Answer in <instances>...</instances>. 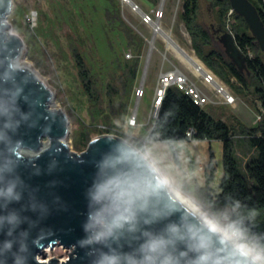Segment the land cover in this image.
Segmentation results:
<instances>
[{
  "label": "water",
  "instance_id": "obj_1",
  "mask_svg": "<svg viewBox=\"0 0 264 264\" xmlns=\"http://www.w3.org/2000/svg\"><path fill=\"white\" fill-rule=\"evenodd\" d=\"M264 52V25L249 0H229ZM0 0V264H246L235 247L168 192L146 156L125 139L102 135L86 150H68L66 116L50 108L49 90L30 71L14 68L21 40L9 32ZM227 52V43L221 41ZM50 141L42 149L43 140ZM23 150L34 154L25 156ZM41 150V151H40ZM130 218L98 237L90 216L113 200L94 195L110 180ZM118 212H112L109 220ZM203 238L206 247H200ZM158 243L153 251L149 245ZM70 248L64 260H41L45 248ZM207 256L206 261L201 257Z\"/></svg>",
  "mask_w": 264,
  "mask_h": 264
},
{
  "label": "rangeland",
  "instance_id": "obj_2",
  "mask_svg": "<svg viewBox=\"0 0 264 264\" xmlns=\"http://www.w3.org/2000/svg\"><path fill=\"white\" fill-rule=\"evenodd\" d=\"M112 2L116 8L108 6L106 0H9L5 21L10 26L9 32L19 37L22 43L16 58L17 64L28 68L49 90L50 108L58 109L66 116L67 131L63 140L69 151L80 154L86 150L91 139L102 135L118 136L129 143L140 141L143 144L141 152L165 183L182 194L211 221L222 227L228 226L234 211L212 207L206 197L211 189L217 190L223 176L222 142L183 140L167 143L149 136L154 121L151 113L154 89L151 70L157 64L161 74L172 70L185 74L214 102L202 107L213 118L230 126H234L237 121L245 126L253 125L261 107L260 101L255 99L252 88L246 97L241 96L215 75L235 99L232 105L221 103L220 95L206 88L195 75L194 68L167 45L160 32L154 31L157 25L188 56L202 64L191 49L189 36L178 17L182 0ZM107 7L112 13L117 9L120 23L117 19L107 21ZM142 13L148 14L152 22H143ZM214 18L213 6L209 1L201 0V22L208 26L214 22ZM225 22L226 30H231L232 18L229 17ZM124 28L132 30L142 40V47L137 57V78L128 88L130 99L122 106L126 97L122 94L118 101L115 94L121 93L124 65L135 59L132 48L124 45ZM77 56L95 83L92 94L97 97L96 101H93L94 98L90 100L84 90ZM140 90L143 95L137 96ZM113 94L112 105L108 106V97ZM84 132L89 134L87 142L81 140ZM233 141L234 154L243 164L250 150L238 141L237 135ZM43 143L47 145V139ZM23 154L29 156L33 153ZM209 163H212V169H209ZM207 175L211 176L210 179H207ZM69 253L70 248L54 246L45 248L38 258L64 260Z\"/></svg>",
  "mask_w": 264,
  "mask_h": 264
},
{
  "label": "trees",
  "instance_id": "obj_3",
  "mask_svg": "<svg viewBox=\"0 0 264 264\" xmlns=\"http://www.w3.org/2000/svg\"><path fill=\"white\" fill-rule=\"evenodd\" d=\"M201 0H182L179 19L184 25L190 40V46L195 56L204 66L218 78L228 84L235 93L246 97L249 89L256 100L264 104V60L263 53L255 43V39L244 20L230 14L233 20L230 32L225 28L227 14L231 10L229 0H206L215 9L214 22L208 26L200 20ZM256 8L264 25L263 0H249ZM109 6H115L112 0H106ZM107 21L117 19L118 11L112 13L105 8ZM125 41L132 48L135 59L124 65L121 77V93L115 94L125 106L129 100L128 88L131 87L138 71V55L142 40L129 28H124ZM221 41L227 43V52L223 50ZM77 66L84 90L88 98L97 99L92 76L78 60ZM108 89L111 86H107ZM111 93L113 91H110ZM108 92L107 94H109ZM108 97V106L112 105V97ZM192 129L190 137L186 132ZM243 143L250 155L240 164L234 154L233 138ZM149 136L163 142L183 140H220L222 142L223 176L217 190L211 189L206 193L207 202L215 208L233 210L228 225H233L242 233L248 242L264 250V120L245 126L238 121L230 126L220 119L213 118L202 106L195 104L192 99L176 86L168 87L161 100L157 116L153 121ZM89 134L82 133V139L88 141ZM140 151L143 144L140 141L131 142ZM212 169V163L208 164ZM207 175V179H210ZM207 189V187H206Z\"/></svg>",
  "mask_w": 264,
  "mask_h": 264
},
{
  "label": "clouds",
  "instance_id": "obj_4",
  "mask_svg": "<svg viewBox=\"0 0 264 264\" xmlns=\"http://www.w3.org/2000/svg\"><path fill=\"white\" fill-rule=\"evenodd\" d=\"M123 182L119 179L110 180L107 184L100 185L97 188V191L94 195L95 201L102 202L107 199L113 200V206H102L95 214L90 216V224L88 227L98 228L100 231L98 232V237L107 235L111 232L114 227L120 226L122 221L128 220L130 217L125 215L129 211L128 208L120 211L119 205L116 201H119L126 193L124 191H120L117 193L115 197L112 196V193L115 189H121ZM118 212L119 214L114 215L111 220H109V215L112 212ZM209 226L211 231L217 232L221 235L224 242H231L234 244L236 253L243 258L246 264H264V250L258 249L247 243H240L241 233L239 229H237L233 225L228 226H220L215 221H209ZM158 243L153 242L149 245L151 250H155L158 247ZM200 247H206L207 244L203 238L200 241ZM208 259L207 256H202L201 260L206 261Z\"/></svg>",
  "mask_w": 264,
  "mask_h": 264
},
{
  "label": "built area",
  "instance_id": "obj_5",
  "mask_svg": "<svg viewBox=\"0 0 264 264\" xmlns=\"http://www.w3.org/2000/svg\"><path fill=\"white\" fill-rule=\"evenodd\" d=\"M134 7H135L134 9H137V6H134ZM232 12H233L232 10L228 12L227 19L229 18ZM141 16H142L143 22L145 23L152 22V19L149 17L148 14L142 13ZM158 30L161 31V29L156 25L154 27V31L159 32ZM202 64L199 63L194 68V73L196 76L200 78L201 83L209 90L215 91L217 94H219L220 97L222 98L221 103L226 104V105L234 104L235 102L234 97L231 94H229L225 90V88L217 81L215 74L211 72L209 69H207L204 66V64L203 65ZM171 86H176L179 90L183 91L186 95H188L195 104L199 106H203L204 104H207V103H214L211 100H209L208 97L201 92L198 86L190 82L185 74L177 70L168 71V72H165L164 74L159 75L156 85L154 87L153 97L151 101V113L154 119L157 116L158 108L160 106L161 100L165 94L166 89ZM142 95H143V91L140 90L137 96H142ZM263 120H264V104H261V107L256 114L255 123L261 122ZM134 124H135V120L133 118V125ZM192 133H193V130L189 129L186 132V136L190 137ZM239 242L247 243V244L254 246L251 242H248L246 240V238L242 235V233H241V239ZM256 248L261 249L259 247H256Z\"/></svg>",
  "mask_w": 264,
  "mask_h": 264
},
{
  "label": "bare ground",
  "instance_id": "obj_6",
  "mask_svg": "<svg viewBox=\"0 0 264 264\" xmlns=\"http://www.w3.org/2000/svg\"><path fill=\"white\" fill-rule=\"evenodd\" d=\"M127 1V0H126ZM154 25V24H153ZM159 31V30H158ZM162 36L164 37L166 43L168 46H170L177 54H179L180 57H182L191 67L195 68L197 66V64H199L195 58L188 56L182 49H180L169 37L168 34L163 33L162 31H159ZM20 51V50H19ZM17 58V57H16ZM16 58L13 60V67L14 68H22V69H26L27 71H30L28 68H26L25 66H20L17 64ZM50 141H48L47 145L43 143L42 145V149L46 148L49 145ZM40 150V151H41ZM23 153L26 154H31L33 153L31 150H23ZM34 154V153H33ZM31 154V155H33ZM161 182L163 183L165 189L170 192L176 199H178L182 204H184L188 209H190L192 212L197 213V214H203L194 204H192L188 199H186L182 194H180L177 190H175L174 188L170 187L169 184L165 183L161 178H160ZM206 220H207V225L209 226V221H211L209 219L208 216H206ZM217 233V232H216ZM220 237L221 235L219 233H217ZM230 243L232 246H234L233 243Z\"/></svg>",
  "mask_w": 264,
  "mask_h": 264
},
{
  "label": "crops",
  "instance_id": "obj_7",
  "mask_svg": "<svg viewBox=\"0 0 264 264\" xmlns=\"http://www.w3.org/2000/svg\"><path fill=\"white\" fill-rule=\"evenodd\" d=\"M161 74V69L160 68H157V64L154 66V68L151 70V76H152V81H153V88L155 87L156 85V82L158 80V77L159 75ZM154 91V89H153ZM152 97H153V92H152ZM152 101V99H151Z\"/></svg>",
  "mask_w": 264,
  "mask_h": 264
}]
</instances>
